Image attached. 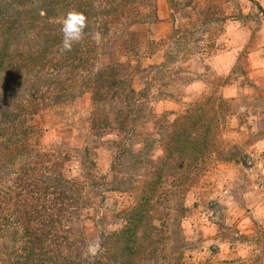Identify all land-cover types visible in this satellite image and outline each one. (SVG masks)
<instances>
[{
    "label": "trees",
    "instance_id": "trees-1",
    "mask_svg": "<svg viewBox=\"0 0 264 264\" xmlns=\"http://www.w3.org/2000/svg\"><path fill=\"white\" fill-rule=\"evenodd\" d=\"M170 1L176 27L159 68L191 55L212 23L222 31L230 17L225 6L231 0ZM70 9L84 12L89 26L82 43L61 53L56 21ZM155 19L157 0H0V264H210L186 257L185 196L214 158L238 159L239 149L232 151L224 138L237 100L204 91L179 112H146L150 93L134 85L143 68L132 59L146 36L131 26ZM93 32L101 34L99 45L90 39ZM102 44L123 48L128 59L97 68ZM247 83L263 96L264 88ZM76 87L90 90L92 110L73 174L72 155L43 147L32 117L75 97ZM151 117L153 129L144 131ZM109 134L117 135L106 140L111 190L131 200L109 210L121 222L117 229L107 228V211L98 212L100 251L87 260L85 221L105 184L95 148ZM156 147L162 154L155 155ZM252 239L264 247L263 237Z\"/></svg>",
    "mask_w": 264,
    "mask_h": 264
},
{
    "label": "rangeland",
    "instance_id": "rangeland-1",
    "mask_svg": "<svg viewBox=\"0 0 264 264\" xmlns=\"http://www.w3.org/2000/svg\"><path fill=\"white\" fill-rule=\"evenodd\" d=\"M260 5L264 9V0H231L225 6L230 17L223 30L212 23L210 31L200 34L199 49L194 47L191 55H180L163 68L159 66L165 61L166 41L176 27L171 1L157 0L158 19L131 26L146 36L139 55L132 57L143 68L135 72L134 85L150 93L146 112H179L204 91L218 90L237 100L236 114L228 118L224 138L232 151L237 146L238 159L214 158L186 192L189 210L182 226L190 242L187 259L210 264H241L256 257L264 260L263 245L252 239L264 238V94L247 83L264 88V12ZM127 59L123 48L102 44L97 68ZM75 94L67 102L43 107L32 117L43 147L72 155L68 168L73 174L80 167L77 150L87 145L92 110L89 89L76 87ZM152 119L143 124L144 131L153 129ZM112 138L117 135L105 136L95 148L105 184L96 209H91L92 217L85 221L88 243L100 244L103 228L98 212L107 211V228L117 229L121 222L109 210L122 208L131 200L128 193L111 190L112 153L106 140ZM154 153L158 156L162 150L156 147Z\"/></svg>",
    "mask_w": 264,
    "mask_h": 264
},
{
    "label": "clouds",
    "instance_id": "clouds-1",
    "mask_svg": "<svg viewBox=\"0 0 264 264\" xmlns=\"http://www.w3.org/2000/svg\"><path fill=\"white\" fill-rule=\"evenodd\" d=\"M60 25L62 40L59 47L61 53L71 52L75 45L80 44L86 37L85 30L88 28V18L84 12L77 9H70L66 14L56 21ZM90 39L97 45L101 43L99 32L90 33ZM100 251V244L95 242L87 243L83 256L87 260L96 257Z\"/></svg>",
    "mask_w": 264,
    "mask_h": 264
}]
</instances>
